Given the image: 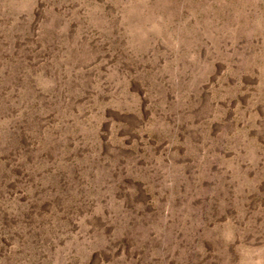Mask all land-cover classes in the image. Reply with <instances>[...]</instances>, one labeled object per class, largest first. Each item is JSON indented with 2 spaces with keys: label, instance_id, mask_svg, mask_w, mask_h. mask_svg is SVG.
Listing matches in <instances>:
<instances>
[{
  "label": "rangeland",
  "instance_id": "374dc122",
  "mask_svg": "<svg viewBox=\"0 0 264 264\" xmlns=\"http://www.w3.org/2000/svg\"><path fill=\"white\" fill-rule=\"evenodd\" d=\"M0 264H264V0H0Z\"/></svg>",
  "mask_w": 264,
  "mask_h": 264
}]
</instances>
